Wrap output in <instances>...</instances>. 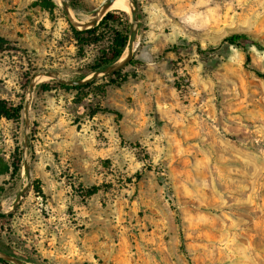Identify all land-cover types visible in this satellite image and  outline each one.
Instances as JSON below:
<instances>
[{"label": "rangeland", "instance_id": "rangeland-1", "mask_svg": "<svg viewBox=\"0 0 264 264\" xmlns=\"http://www.w3.org/2000/svg\"><path fill=\"white\" fill-rule=\"evenodd\" d=\"M62 1L0 0V98L23 106L0 117V251L28 264H264V49L248 46L247 63L224 42L241 32L264 46V0H134L126 79L87 86L61 79L94 72L111 35L81 49ZM106 1L68 3L78 21ZM46 70L58 77L34 79L26 129ZM25 159L31 186L14 207Z\"/></svg>", "mask_w": 264, "mask_h": 264}, {"label": "trees", "instance_id": "trees-1", "mask_svg": "<svg viewBox=\"0 0 264 264\" xmlns=\"http://www.w3.org/2000/svg\"><path fill=\"white\" fill-rule=\"evenodd\" d=\"M121 17H124L125 19L122 21ZM130 16L126 11L123 10H114L109 11L105 14V16L102 18V20L97 24L96 26L88 29L83 30H76L73 29L75 38L80 45V48L83 49L85 45L89 43H96L103 39L105 36V31L110 32L111 39L109 40V44L106 49L102 50L101 55L99 56L97 62L91 67L90 71H95L101 67L107 66L112 64L113 62L117 61L125 52L126 47L128 45L129 37H130ZM224 42H227L230 45H235L244 48L246 51V60L247 63L251 61V55L248 51V46L254 45L258 49H264V46L262 44L252 39L248 34L241 33V32H235L231 33L228 36L224 38ZM7 43V40L0 36V51L4 49L5 44ZM174 49L178 48V45L173 46ZM198 51L203 52L204 50L199 47ZM132 64V60L128 63ZM127 64V65H128ZM89 71V72H90ZM254 71L257 73L259 77L263 79L264 82V71L254 69ZM88 75L85 74V76ZM112 75H117L119 78L116 80H112V82H121L122 80L126 79V73L122 72V69L115 71L112 73ZM31 79V77H30ZM59 85L63 87H69V85L64 83H58ZM90 83L86 84L90 85ZM79 88L80 86H73ZM41 88L43 90H49L51 88L49 83H42ZM23 113V106L22 105H15L13 103H10L6 99L0 98V117H5L7 119H13L15 121L20 120ZM16 156L14 157L12 166L14 168L15 173H19L21 170V152L19 148L16 150ZM97 186H92L86 190V195L91 196L95 194L98 191ZM0 217H5L3 213L0 212ZM0 263L1 264H10L7 260L0 257Z\"/></svg>", "mask_w": 264, "mask_h": 264}, {"label": "water", "instance_id": "water-1", "mask_svg": "<svg viewBox=\"0 0 264 264\" xmlns=\"http://www.w3.org/2000/svg\"><path fill=\"white\" fill-rule=\"evenodd\" d=\"M115 0H107L105 3L107 5H110L114 2ZM132 5H131V9H130V15H131V20H130V37H129V41H128V45L126 47L127 53L125 58L121 59L122 56L119 58V60L115 63H112L108 66H105L101 69H98L94 72H92L89 76H87L86 78H84L83 80H74V81H67V80H63L61 79L62 82H67V83H75V84H85L88 83L94 79H96L97 77L100 76H105L108 74H112L114 71L124 67L126 64H128L133 55H134V50H135V43L138 41V32H139V17H138V8L137 5L135 3L134 0H130ZM63 8L66 12V14L69 16V18H71V20L76 24L79 25L80 27H82V29H88V28H92L94 27L97 23H99V21L104 17L100 16V8H98L95 12H94V16L95 18H93L90 22L86 23V24H79L78 21L74 20L71 14V7L70 4L68 3V0H63ZM125 53V52H124ZM123 53V54H124ZM40 76H55L56 78L58 77V73L55 71H51V70H46V71H41L39 72L30 82V88H29V96L25 102V106H24V113H25V117H26V125L25 128L28 129L29 127V110H30V103H31V99H32V95L35 89L36 84L34 83V79L36 77H40ZM28 139H29V132H26L25 135V143L23 146V153L26 151V147L28 144ZM25 167H26V174H27V183L23 186V188L20 190L19 194L17 195V198L15 200L14 203V207H16L20 200L22 199V197L24 196V194L28 191V189L31 186V177H30V166L28 163V160L25 159ZM0 211H3V207H2V203H0ZM0 256L8 261H12L16 264H28L27 262L11 255V254H7L4 253L2 251H0Z\"/></svg>", "mask_w": 264, "mask_h": 264}, {"label": "bare ground", "instance_id": "bare-ground-1", "mask_svg": "<svg viewBox=\"0 0 264 264\" xmlns=\"http://www.w3.org/2000/svg\"><path fill=\"white\" fill-rule=\"evenodd\" d=\"M131 1L130 0H115L112 4L107 5L104 3L100 8V16L103 15L105 12L111 11V10H123L128 11L131 9ZM94 17V15H86L83 19H77L79 23L83 24L87 21L91 20ZM137 42L135 43L136 46ZM127 51L123 54L122 58H125ZM39 79H36V82H38ZM2 207L4 208L5 205L2 204Z\"/></svg>", "mask_w": 264, "mask_h": 264}]
</instances>
